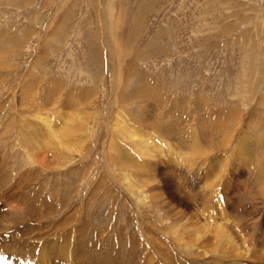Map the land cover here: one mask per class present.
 <instances>
[{"label":"rangeland","instance_id":"obj_1","mask_svg":"<svg viewBox=\"0 0 264 264\" xmlns=\"http://www.w3.org/2000/svg\"><path fill=\"white\" fill-rule=\"evenodd\" d=\"M0 172V264L264 262V0H0Z\"/></svg>","mask_w":264,"mask_h":264},{"label":"bare ground","instance_id":"obj_2","mask_svg":"<svg viewBox=\"0 0 264 264\" xmlns=\"http://www.w3.org/2000/svg\"><path fill=\"white\" fill-rule=\"evenodd\" d=\"M68 118V117H67ZM43 119H45V118H43ZM50 121V120H49ZM46 122V121H45ZM48 122V121H47ZM46 124V123H45ZM134 133V132H133ZM55 143V142H54ZM41 144V143H40ZM241 148V147H240ZM143 166V165H142ZM38 170V169H37ZM1 173V172H0ZM151 175V174H150ZM33 176V175H32ZM31 176V177H32ZM166 178V177H165ZM2 179V178H1ZM24 179V178H23ZM160 180V179H159ZM3 180H1V182H2ZM167 181V183H168V179L166 180ZM173 182V181H172ZM176 182V181H175ZM211 184V183H210ZM209 183H208V185L207 186H212V185H210ZM256 184H258V183H256ZM262 183H260V185H261ZM151 185V184H150ZM154 185V184H153ZM168 185V184H167ZM205 185H206V183H205ZM5 186V185H4ZM175 186H177L176 184H174V183H172L171 185L169 184V188L170 189H172V190H170L171 191V193L173 194V196H172V199H174V201H176L177 202V204H178V207H180L181 208V210H180V213H184L185 212V210H188V208H190L191 207V204H189L188 202H186L185 200H184V198H182L183 197V194H181L180 192H178L177 190H176V188H175ZM187 184H186V186L184 187L185 188V190H186V192L188 193V195L189 196H191L190 197V199L191 200H193V203H194V205H195V208H196V210H201V211H207L208 213L210 212V209H209V211H208V208H209V200L211 199L210 198V191L209 192H207V193H209V194H207V195H203V198L201 199V197H200V192H199V190L198 189H200L199 187H198V185H191L189 188H187ZM2 187V186H1ZM0 187V188H1ZM180 187V186H179ZM260 187V186H259ZM258 187V188H259ZM4 188V187H3ZM2 188V189H3ZM168 188V189H169ZM204 188V187H203ZM207 188H209V187H207ZM211 188V187H210ZM262 188V187H261ZM7 189V188H6ZM174 189V190H173ZM263 189V188H262ZM259 190V189H258ZM17 191V190H16ZM196 191V192H195ZM154 192V191H153ZM155 192H156V190H155ZM185 192V194H187ZM194 192V194H192ZM260 192V191H259ZM1 193V192H0ZM7 193H8V190H7ZM263 193V192H262ZM4 194V193H3ZM156 194V193H155ZM192 194V195H191ZM10 195V194H9ZM209 195V196H208ZM0 198H2V200L4 199V200H6V196L5 197H0ZM14 198V197H13ZM145 198H146V196H145ZM145 198H144V200H145ZM148 198V197H147ZM146 198V199H147ZM142 199V198H141ZM171 199V198H170ZM213 200V199H212ZM0 201H1V199H0ZM7 201H11V200H7ZM146 201V200H145ZM155 201V200H154ZM172 201V200H171ZM141 203V202H140ZM144 204H145V202H144ZM176 204V205H177ZM222 204V203H221ZM19 206V204H18V202L16 201V200H12V202L10 203V204H7V202H2L1 201V203H0V213H2L3 214V209L5 208V207H7L8 209H10V210H12V211H20L22 208H20V207H18ZM211 206H212V203H211ZM192 208V207H191ZM219 208V207H218ZM203 213V212H202ZM212 213V212H211ZM235 214V213H234ZM184 215V214H183ZM188 215V214H187ZM205 215V214H204ZM2 216V215H1ZM3 217V216H2ZM180 217V216H179ZM209 217V216H208ZM227 217V216H226ZM242 218V217H241ZM182 219H183V216H182ZM225 220V219H224ZM221 221H223V219L221 220ZM228 221V220H227ZM212 222V221H211ZM214 222V221H213ZM226 222V221H225ZM226 226V225H225ZM220 227V230L219 231H222V234L224 235L225 233H226V231H225V229H224V226H219ZM227 227V226H226ZM245 227V226H244ZM250 228H253V227H250ZM248 229V228H247ZM247 232V231H246ZM231 233V232H230ZM197 235V234H196ZM198 235H199V233H198ZM218 235V234H217ZM220 235V234H219ZM202 236V235H201ZM200 236V237H201ZM211 236V235H210ZM209 236V237H210ZM221 236V235H220ZM219 236V237H220ZM252 236V235H251ZM193 237V236H192ZM209 237H207V238H209ZM230 238H232V237H230ZM229 238V239H230ZM212 239V238H211ZM222 242L224 241V242H227V240H228V237L227 236H222V238H219ZM218 239V240H219ZM234 239V240H233ZM232 240H233V242L235 241V238H233ZM209 240H210V238H209ZM245 239H243V241H244ZM258 240V239H257ZM197 241V240H196ZM247 241H249V240H247ZM210 242V241H209ZM208 242V243H209ZM215 242V241H214ZM258 242V241H257ZM202 243V242H201ZM212 243V242H211ZM221 243V242H220ZM228 243V242H227ZM236 243H238V242H236ZM200 244V243H199ZM239 244V243H238ZM237 244V245H238ZM182 245V244H181ZM219 245V244H218ZM223 245H224V243H223ZM226 245H228V244H226ZM235 245V244H234ZM151 246V245H150ZM180 246V245H179ZM208 246V245H207ZM214 246V245H213ZM231 246V245H230ZM241 246H244V244H242ZM178 247V246H177ZM226 247V246H225ZM234 247V246H233ZM131 248V247H130ZM210 248V247H209ZM218 248V247H217ZM234 248H236V247H234ZM240 248V247H239ZM43 249V248H42ZM113 249V248H112ZM186 249H187V247H186ZM189 249L190 248H188V251H189ZM225 249V248H224ZM237 249V248H236ZM226 250V249H225ZM232 250V249H231ZM240 250H241V248H240ZM92 251V250H91ZM116 251V250H115ZM187 251V250H186ZM228 251H230V250H228ZM241 251H243V250H241ZM63 252L64 251H60L58 254L60 255V256H62L63 255ZM185 252V251H184ZM234 252V251H233ZM232 252V253H233ZM92 253V252H91ZM227 253V252H226ZM229 253V252H228ZM240 253V252H239ZM243 253V252H242ZM255 253V252H254ZM253 253V254H254ZM134 254V253H133ZM229 254H231V251H230V253ZM237 254H238V252H237ZM236 254V255H237ZM126 255V254H125ZM224 255V254H223ZM228 255V254H227ZM239 255V254H238ZM237 255V256H238ZM74 256V255H73ZM133 256V255H132ZM252 256H254V255H252ZM251 256V257H252ZM76 256H74V258H75ZM114 257V256H113ZM118 257V256H117ZM129 257V256H128ZM233 257H234V255H233ZM240 257V256H239ZM256 257V256H255ZM60 258V257H59ZM128 259V258H127ZM221 259V258H220ZM229 259V258H228ZM260 259V258H259ZM83 260H86V258H84L83 257ZM118 260V259H117ZM115 261V260H114ZM134 262H92V264L93 263H96V264H154L153 262L151 263V262H135V260H133ZM234 261V260H233ZM72 263V262H71ZM90 262H74V264H89ZM155 264H175V263H170V262H156ZM188 264H237V263H234V262H199V263H195V262H189ZM240 264V263H239ZM255 264H264V262H258V263H255Z\"/></svg>","mask_w":264,"mask_h":264}]
</instances>
